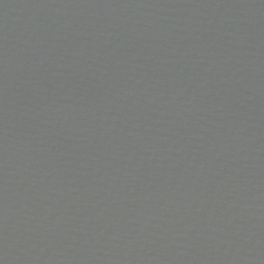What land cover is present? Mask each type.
<instances>
[{"label":"water","instance_id":"obj_1","mask_svg":"<svg viewBox=\"0 0 264 264\" xmlns=\"http://www.w3.org/2000/svg\"><path fill=\"white\" fill-rule=\"evenodd\" d=\"M0 264H264V0H0Z\"/></svg>","mask_w":264,"mask_h":264}]
</instances>
